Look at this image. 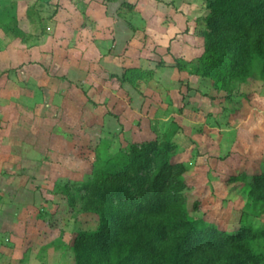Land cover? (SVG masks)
<instances>
[{
    "label": "crops",
    "instance_id": "crops-1",
    "mask_svg": "<svg viewBox=\"0 0 264 264\" xmlns=\"http://www.w3.org/2000/svg\"><path fill=\"white\" fill-rule=\"evenodd\" d=\"M46 1L42 22L37 0H0V264H54L48 246L25 234L38 213L34 204L46 200L42 191L55 164L42 161L60 150L63 125L116 123L118 107L163 116L165 93L179 100L199 78L177 65L189 69L199 56V29L195 46L177 57L174 22L162 16L176 2H142L133 13L135 0Z\"/></svg>",
    "mask_w": 264,
    "mask_h": 264
},
{
    "label": "rangeland",
    "instance_id": "rangeland-1",
    "mask_svg": "<svg viewBox=\"0 0 264 264\" xmlns=\"http://www.w3.org/2000/svg\"><path fill=\"white\" fill-rule=\"evenodd\" d=\"M37 1L36 11L43 22L50 10L46 9V0ZM153 1L135 0L133 13H137L140 3ZM172 1L176 8H167L162 16L174 22L172 35L178 43L177 57H181L189 45L194 47L197 42L193 30L207 31L204 18L209 11L205 0H168L165 4ZM147 40L145 44L149 45ZM196 50L199 55L203 49L197 45ZM254 70L258 71L257 66ZM212 78L199 77L190 83L189 89H181L184 100L181 94L177 96L179 100L168 101L166 92L163 116L153 111L145 116L128 114L118 107L116 123L88 118L63 125L57 132L61 141L55 145L60 150L42 161L55 164L50 169L54 175L47 176L49 182L42 191L46 200L34 204L38 213L28 220L32 229L27 228L25 236L32 233L29 235L36 238L39 248L48 246L54 264H72L73 239L79 233L92 232L98 224V215L82 212L80 203L81 197L87 195L99 161L106 157L117 160L128 155L131 147L147 143L161 149L174 148L171 161L184 168L185 187L173 194L184 200L191 219L224 233L251 230L257 236L263 232L264 203L253 202L242 185L264 173V79L256 72L254 80L232 83L227 89L216 91ZM217 102L223 106L222 111L214 104ZM154 170L152 165L139 175L151 176ZM143 185L146 189L147 183ZM71 196H75L74 204L69 202ZM43 252L45 249L39 250L42 255ZM257 264H261V258Z\"/></svg>",
    "mask_w": 264,
    "mask_h": 264
},
{
    "label": "trees",
    "instance_id": "trees-1",
    "mask_svg": "<svg viewBox=\"0 0 264 264\" xmlns=\"http://www.w3.org/2000/svg\"><path fill=\"white\" fill-rule=\"evenodd\" d=\"M205 1L202 53L190 69L177 65L201 78L212 75L216 91L244 84L256 72L264 79V0ZM173 152L147 143L99 161L80 203L82 212L98 215V224L73 239L72 264H257L260 258L264 264V231L224 233L188 216L184 200L173 194L185 187ZM152 165L151 176L139 175ZM242 186L253 202L264 203V173Z\"/></svg>",
    "mask_w": 264,
    "mask_h": 264
}]
</instances>
